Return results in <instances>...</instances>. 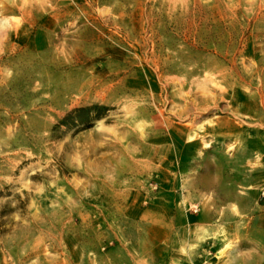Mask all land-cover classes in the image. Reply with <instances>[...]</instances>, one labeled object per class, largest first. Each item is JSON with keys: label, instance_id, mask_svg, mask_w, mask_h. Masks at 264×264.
Segmentation results:
<instances>
[{"label": "rangeland", "instance_id": "374dc122", "mask_svg": "<svg viewBox=\"0 0 264 264\" xmlns=\"http://www.w3.org/2000/svg\"><path fill=\"white\" fill-rule=\"evenodd\" d=\"M0 264H264V0H0Z\"/></svg>", "mask_w": 264, "mask_h": 264}, {"label": "trees", "instance_id": "16d2710c", "mask_svg": "<svg viewBox=\"0 0 264 264\" xmlns=\"http://www.w3.org/2000/svg\"><path fill=\"white\" fill-rule=\"evenodd\" d=\"M106 109V107L99 105L76 108L67 115L66 123L68 125H72V121L84 123L88 120L92 112H95L98 116L103 110Z\"/></svg>", "mask_w": 264, "mask_h": 264}]
</instances>
